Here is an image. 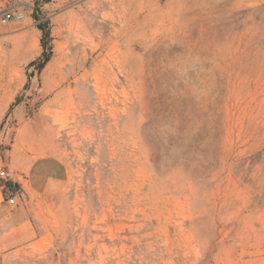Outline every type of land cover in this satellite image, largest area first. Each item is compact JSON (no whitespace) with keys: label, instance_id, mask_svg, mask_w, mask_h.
<instances>
[{"label":"rangeland","instance_id":"374dc122","mask_svg":"<svg viewBox=\"0 0 264 264\" xmlns=\"http://www.w3.org/2000/svg\"><path fill=\"white\" fill-rule=\"evenodd\" d=\"M0 165V264H264V0H0Z\"/></svg>","mask_w":264,"mask_h":264},{"label":"crops","instance_id":"0c3cea01","mask_svg":"<svg viewBox=\"0 0 264 264\" xmlns=\"http://www.w3.org/2000/svg\"><path fill=\"white\" fill-rule=\"evenodd\" d=\"M33 142L27 141L26 143L32 145ZM23 153L24 156L18 158V161L22 163V172L26 178L28 190L44 195L60 193L68 180V168L65 163L55 155L28 158L26 156L28 153L25 151ZM26 163L29 165L25 166Z\"/></svg>","mask_w":264,"mask_h":264},{"label":"built area","instance_id":"2783aa9c","mask_svg":"<svg viewBox=\"0 0 264 264\" xmlns=\"http://www.w3.org/2000/svg\"><path fill=\"white\" fill-rule=\"evenodd\" d=\"M23 18H24V14H22L21 12H15V13L6 12L3 16L2 21L4 23L13 20L20 21ZM0 180L5 182L6 184L11 183L13 185L12 187H7L5 193L6 203L9 206H16L20 201L24 202L26 200V195L24 190L20 186L16 185V183H13L14 182L13 173L2 165H0Z\"/></svg>","mask_w":264,"mask_h":264},{"label":"trees","instance_id":"16d2710c","mask_svg":"<svg viewBox=\"0 0 264 264\" xmlns=\"http://www.w3.org/2000/svg\"><path fill=\"white\" fill-rule=\"evenodd\" d=\"M34 19L35 20H37L38 21V16H37V14H34ZM39 29H40V31H42V33L44 34V37L46 36H48V33H47V31H46V27L45 26H43V25H39ZM13 185L11 184V183H9L8 184V187H12Z\"/></svg>","mask_w":264,"mask_h":264}]
</instances>
